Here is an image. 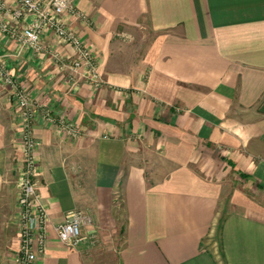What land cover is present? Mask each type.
Masks as SVG:
<instances>
[{
	"label": "crops",
	"instance_id": "obj_1",
	"mask_svg": "<svg viewBox=\"0 0 264 264\" xmlns=\"http://www.w3.org/2000/svg\"><path fill=\"white\" fill-rule=\"evenodd\" d=\"M70 1L99 87L0 31V69L16 81L0 76V264L19 248L15 88L33 103L48 213L34 264H96L98 251L113 264H264V0ZM10 12L0 19L21 29ZM42 39L74 56L51 30ZM72 209L92 222L75 247L54 229Z\"/></svg>",
	"mask_w": 264,
	"mask_h": 264
},
{
	"label": "built area",
	"instance_id": "obj_2",
	"mask_svg": "<svg viewBox=\"0 0 264 264\" xmlns=\"http://www.w3.org/2000/svg\"><path fill=\"white\" fill-rule=\"evenodd\" d=\"M7 6L0 0V11L11 10L12 18L21 20V29L11 27L7 21L0 19V31L7 38L15 39L22 48L28 47L37 55L49 54L61 73H66L67 81L74 84L83 79L88 84L99 87L103 79L99 72L98 61L93 50L84 44L77 33L66 23L64 14L74 13L75 8L70 0H12ZM51 30L56 38L65 45L74 48L72 58L52 50L43 42L46 30ZM76 75H79L76 78ZM0 76L10 85L16 81L3 69ZM14 95L18 105L21 131L22 165L18 170L16 185L18 189L17 206L19 208V248L17 264H34L45 253L47 245L48 213L39 200L34 177L36 175L35 152L38 141L33 136V106L27 94L15 88ZM45 116L50 118L49 112ZM67 132L78 135L77 130L68 123L61 122ZM90 216L79 209H72L64 214L62 222L55 226L58 239L69 246H77L87 239L82 228L91 225Z\"/></svg>",
	"mask_w": 264,
	"mask_h": 264
},
{
	"label": "rangeland",
	"instance_id": "obj_3",
	"mask_svg": "<svg viewBox=\"0 0 264 264\" xmlns=\"http://www.w3.org/2000/svg\"><path fill=\"white\" fill-rule=\"evenodd\" d=\"M96 250H99V247H97ZM94 255L96 258V264H113V261L109 258V255H107L105 251H98L97 253H94Z\"/></svg>",
	"mask_w": 264,
	"mask_h": 264
}]
</instances>
